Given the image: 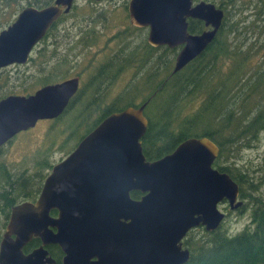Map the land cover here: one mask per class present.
I'll list each match as a JSON object with an SVG mask.
<instances>
[{"label": "water", "instance_id": "1", "mask_svg": "<svg viewBox=\"0 0 264 264\" xmlns=\"http://www.w3.org/2000/svg\"><path fill=\"white\" fill-rule=\"evenodd\" d=\"M72 1L25 10L0 35V68L26 64L33 46ZM128 11L133 25L150 28L151 46H183L173 73L205 51L224 18L222 9L204 0H131ZM188 19L211 29L189 34ZM78 82L75 77L0 100V147L37 123L60 117ZM145 107H127L104 118L52 167L34 202L12 207L0 241V264H55L45 249L50 245L66 254L62 264H185L190 253L182 240L190 230L218 229L225 219L220 203L226 202L229 211L243 207L237 183L213 168L219 148L207 138L186 139L170 154L146 159L141 143L148 126ZM132 191L144 196L134 201ZM33 239L40 247L25 254ZM93 257L98 261L91 262Z\"/></svg>", "mask_w": 264, "mask_h": 264}, {"label": "trees", "instance_id": "2", "mask_svg": "<svg viewBox=\"0 0 264 264\" xmlns=\"http://www.w3.org/2000/svg\"><path fill=\"white\" fill-rule=\"evenodd\" d=\"M206 1L224 11L220 32L201 55L174 74L170 72L176 54L163 48L164 53L159 57V83L153 87V91L158 89V92L144 110L148 126L142 138V149L146 159L152 161L170 154L189 138H207L215 143L219 155L213 168L228 174L239 186V198L244 205L236 212L241 214L248 209L250 224L234 235L223 227V223L213 232H206L203 227L190 231L183 240L190 253L185 264H264V196L261 193L264 173L261 167L254 166L240 155L241 150L251 149L264 132V0H248L246 7L240 9H236V0ZM231 10L235 14H230ZM188 25L191 34L205 29L204 23L198 20L189 19ZM89 34L92 40L96 38L91 29ZM84 46L80 45L77 51L75 43H69L67 57L50 61L53 66L50 65L46 76L30 77L20 73L18 94L29 93L80 73L78 66ZM259 54L262 55L261 61L258 60ZM127 63L124 54L105 58L87 78L90 86L88 97L84 95V92L88 93L86 89L79 91L60 117L43 124L47 129L42 134L43 144L38 145L33 154L32 174L25 169H14V177H11L5 164L0 163V205L5 206L0 214L7 210L4 217H0V241L11 207L37 199L47 171L54 165L50 158L55 153L52 148L56 144H60L58 150L63 152L67 143L75 140L74 146L65 151L64 155H68L108 115L144 104L140 102L143 97H137L146 91L156 75L135 93H130L125 87L112 98H107V89L115 91L116 85L123 80ZM30 65L37 70L45 69L43 61L31 62ZM91 65L89 60L86 68ZM137 65L141 67L144 62L139 61ZM141 78L134 76L131 80L136 82ZM158 95L169 97L170 108L160 115L148 116L147 108ZM125 99L128 101L122 104ZM105 100L112 101L106 108L101 104ZM193 101H196L195 105H192ZM65 132L66 138L59 141ZM36 136L37 129L16 137L28 143ZM39 246V240L34 239L23 251L28 253ZM47 250L60 264L58 246Z\"/></svg>", "mask_w": 264, "mask_h": 264}, {"label": "flooded vegetation", "instance_id": "3", "mask_svg": "<svg viewBox=\"0 0 264 264\" xmlns=\"http://www.w3.org/2000/svg\"><path fill=\"white\" fill-rule=\"evenodd\" d=\"M55 1L56 0H0V35H1L2 32L7 31L10 27H12L18 21L20 15L25 10L34 9V10H37V11H42V10L46 9L47 7H49V6L54 5ZM78 1L79 0H73L71 9L67 13H62L60 15V17L55 21V23L45 32V35H43V37L40 38L39 41L33 46L31 52L29 53L28 61H27L26 64H24V65L13 64V65H10V66H7V67L0 68V100L6 98L8 96H12V95L27 96L29 94H32L34 91L38 90L39 88H42V87L46 86V85H44L42 87H38L37 89H35V90H33V91L29 92V93H26V94H18V86L20 85L19 75H20V73H25V74H28L29 76H46V72H49L50 61L53 60L52 57L58 56L61 59L66 57L67 53H68L67 47H68L69 43H75L77 51H79V46L80 45H83V44L86 45V46H84V50H83L82 56L84 57V60H83L84 63L85 64L88 63L89 60H87L85 58L84 51L87 48H91V47H93L95 45L93 43L88 42L91 39V37L89 35L90 25L95 22V17H96V15L92 14L91 12L95 8H98L99 9L98 12H99V11H102V9H104L106 7H109L110 5L117 6L119 0H84L87 8L89 9V13L86 16L83 15L84 6L81 5V4L80 5L77 4ZM130 1L131 0H123V1L121 0L124 12L127 13L128 24H129V26L132 29L137 30V31H142L145 34V38H144L143 43H142V49L144 50L143 52L146 53V55H148V56H152V55L156 56V58L149 57V60H145V62L146 61H151L153 63V68H152L151 72L144 73V74H139V73H137L138 72L137 68H135L134 71H133L132 77H134V76L142 77L140 79V81L142 83H145V82H147L149 80L150 77L153 78L155 75H156L155 76L156 79L159 78V48H167V47H165V46L159 47V45L158 46H151L148 43V36H149L150 28L149 27H138V26H135V25L132 24V22L130 20L129 11H128V7H129V4H130ZM193 1L194 2H198L200 0H193ZM204 1H206V0H204ZM207 2H210V1H207ZM190 20H193V19H190ZM187 22L189 24V19L187 20ZM188 26L189 25H187V30H188ZM204 27H205V25H204ZM210 29L211 28H209V27H205L204 31H208ZM121 31H123V32H118V34L114 36V39H116L118 42H120V39H121L119 36L125 35L128 32L127 29H124V30H121ZM204 31H202L201 33H203ZM218 31H217V33H218ZM201 33H195L194 35H199ZM217 33H216V35H217ZM189 34H191V33H189ZM84 36L85 37L89 36V37L86 40V39H84ZM182 47L183 46H179V47H176V48L170 49V50H173L174 53L177 56V54L180 52ZM99 50L101 51V49H99ZM133 52L134 51H132V50L128 51V52H122L121 48L119 46V48L115 52L106 53L105 54V58H107L108 56H114L116 54H127V53H131L132 54ZM97 53L98 52L96 51V58L98 60L99 57H97ZM126 56H127V59H128V63H127V71H128L132 67V64L136 60H138V57L132 56V55H126ZM176 56H175V59H176ZM35 61H43L45 63V69L37 70L35 68V66H33L34 67L33 70H29V71L22 70V69H25L26 67H28L31 62H35ZM100 64H98V65H100ZM174 65H175V60H174V63H173V68H174ZM173 68H172V71L170 72L172 74H174L173 73ZM82 74H83V72H80L78 74L73 75L72 77L67 78V79L78 77V79H79L78 90L75 93V95L79 91H81L83 89H86L88 91V93L84 92V95L88 97V95H89V87L90 86L87 83V80L82 79ZM5 77H7V78H5ZM67 79H65V80H67ZM48 85H50V84H48ZM147 87H146V89H147ZM121 89H119V90H121ZM157 92H158V89H155L154 91H151L148 95L143 97L140 100V102L146 103V107H147L151 103V100L157 95ZM71 99H70V101H71ZM111 102H112L111 100H105L101 104L103 105L104 108H106V107H108L111 104ZM145 117H146V115H145ZM146 119H147V117H146ZM51 121H53V120L39 122V123H37L36 127L34 129H31V130L38 129L40 127V125L48 124ZM147 121H148V119H147ZM28 131H30V130H28ZM22 133H24V132H22ZM18 135H16V136H18ZM16 136H14L11 140H9L4 145H2L0 147V151L3 152V151L8 150L9 149V144L10 143H14L15 140L17 139ZM141 143H142V140H141ZM75 147L68 153V155L75 149ZM142 151H143V149H142ZM2 152H0V154ZM68 155H66V157ZM63 159H61L60 161H62ZM156 160H158V159H156ZM152 161H155V160H152ZM4 164L6 166V172L8 173V175H10L11 177H14V168L12 166H9L6 163H4ZM54 165H52V167ZM52 167H51L50 171L49 170L47 171V173H48L47 176L51 173ZM47 176L45 177V179L47 178ZM45 179H44V181H45ZM129 196L134 201H140L141 198L144 196V194L139 192V191H132V192L129 193ZM29 202H32V201H29ZM223 203H226V202H223ZM220 204H222V203H220ZM220 204L218 205V208H219ZM16 205H18V204H16ZM11 209H12V207H11ZM11 209H10V211H11ZM219 210H220V208H219ZM6 211L3 212V214H2L3 217H4V214L6 213ZM52 212H56V211H51L50 212V216L51 217H56L57 216V212H56V215H52ZM222 213H224V212H222ZM224 214H225V218H226L227 214L226 213H224ZM9 215H10V212H9ZM129 222L130 221H127V223H129ZM192 230H194V229H192ZM192 230H190V231H192ZM3 232L1 233V237H2ZM188 233H187V235H188ZM186 236L183 238V240L186 238ZM183 240H182V248L183 249H187L183 245ZM143 241L145 243H147V232L146 231L144 233ZM40 245H41V242H40ZM51 246H57V245H50V246H47L45 249L47 250V248H49ZM58 248H59V251H60V255L58 256V258L60 260V264H62L63 263V258L66 256V254L62 251V249L59 246H58ZM187 250H189V249H187ZM28 253H30V252H28ZM28 253H25V254H28ZM48 256H50L49 253H48ZM55 258H57V256H55ZM52 259L54 260L55 264H57V261L54 258H52ZM96 261H98L97 258H95V257L91 258V262H96Z\"/></svg>", "mask_w": 264, "mask_h": 264}, {"label": "rangeland", "instance_id": "4", "mask_svg": "<svg viewBox=\"0 0 264 264\" xmlns=\"http://www.w3.org/2000/svg\"><path fill=\"white\" fill-rule=\"evenodd\" d=\"M123 1V0H122ZM248 0H236V9H240L242 6L246 7ZM77 4H81L84 6L83 9V15L86 16L89 13V9L87 8L84 0H79ZM98 8H95L91 13L95 14V22L90 25V29L95 32L96 38L94 40L90 39V43L95 44L91 48H87L84 51V56L87 60L92 61V65L86 68V64L84 63V57L81 55L80 57V65L78 66L79 71L83 72L82 79L87 80L90 72L93 70L95 66L100 64L105 59L106 53H112L115 52L119 46L121 48V51H134L132 54L127 53L124 55H132L137 56L139 55L138 60H136L132 67L124 73L123 80H121L117 85L115 91L112 89H107V98L110 99L114 95L118 94L119 89L121 88H129L130 93H135L140 87L143 88L144 83L139 81H132L131 77L133 75V71L135 68H137L139 74H144L151 72L153 68V63L149 60V57L156 58L155 55L148 56L146 53H144L142 49V43L145 38V34L142 31H137L132 29L128 24V18L127 13L124 12V9L122 7V2L119 0L118 5H110L109 7H106L102 9V11L98 12ZM230 14H235L234 10L230 11ZM77 28V27H76ZM127 29L128 32L125 35L119 36L120 42H118L116 39H114V36L118 34V32H123L121 30ZM91 37V34H89ZM89 36L85 37L84 39H88ZM101 49V51L99 50ZM96 51L97 57L96 58ZM164 53L163 48H159V57ZM166 53V52H165ZM68 54V53H67ZM168 54V53H167ZM67 57V56H66ZM53 60L51 62H56L61 60L60 57L54 56L52 57ZM258 60H262V55L259 54ZM143 61L144 65L139 67L137 65L138 62ZM161 61H164L162 58ZM174 63V62H173ZM172 63V68H173ZM51 67L53 66L52 63H50ZM33 66L26 67L25 69H22L24 71L33 70ZM179 72V71H178ZM177 73V72H176ZM24 76H29L28 74L23 73ZM35 77V76H30ZM162 77V76H160ZM20 79V75H19ZM21 79H23L21 77ZM30 81V79L28 80ZM159 83V78L154 79L151 81L149 86L147 87L146 91L142 92L137 98L145 97L147 94H149L151 91H153V87ZM128 100L125 99L122 101V104L126 103ZM156 102L158 107L156 106ZM196 101L192 102V105H195ZM170 108V102L169 97H158L154 100V102L147 108L146 114L148 116H156L157 114H162L165 111L169 110ZM145 114V111H144ZM45 129H47V126L45 127L40 125V127L37 129V136L33 137L30 142L20 141V138L17 137L15 142L9 147L8 150L3 151V153L0 154V163H6L9 166H12L16 171L17 170H27V172L33 173V154L38 147V145L43 144V137L42 134L44 133ZM62 129V128H60ZM83 129V128H81ZM67 134H63V138H60L59 141H63L66 138ZM75 140L69 141L67 143V148H72L74 146ZM254 146L251 149H245L241 150L240 155L241 158L244 160L251 162L254 166H259L263 169L264 173V132H262L259 135V140L254 142ZM60 144H56L52 150L54 155L52 158H50V161L54 164L58 163L61 159L65 158L66 155H64L66 152H60L59 149ZM63 153V154H62ZM261 193L264 196V185L261 188ZM4 204L0 205V212L4 209ZM220 210L224 213H226L228 216L225 218L223 222V227L227 228L230 234H237L241 230H243L246 226L250 224V211L246 209L243 213L238 214L236 211H232L228 214L229 209L228 205L226 203H222L219 206ZM0 217H3L2 213L0 214Z\"/></svg>", "mask_w": 264, "mask_h": 264}, {"label": "bare ground", "instance_id": "5", "mask_svg": "<svg viewBox=\"0 0 264 264\" xmlns=\"http://www.w3.org/2000/svg\"><path fill=\"white\" fill-rule=\"evenodd\" d=\"M226 14V13H225ZM220 32V31H219Z\"/></svg>", "mask_w": 264, "mask_h": 264}]
</instances>
